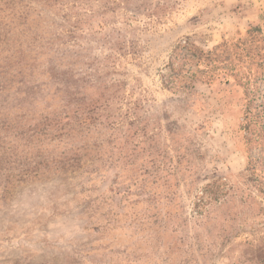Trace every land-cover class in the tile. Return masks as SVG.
I'll return each mask as SVG.
<instances>
[{"label":"rangeland","instance_id":"1","mask_svg":"<svg viewBox=\"0 0 264 264\" xmlns=\"http://www.w3.org/2000/svg\"><path fill=\"white\" fill-rule=\"evenodd\" d=\"M0 264H264V0H0Z\"/></svg>","mask_w":264,"mask_h":264}]
</instances>
